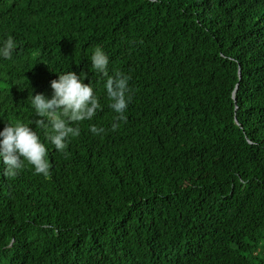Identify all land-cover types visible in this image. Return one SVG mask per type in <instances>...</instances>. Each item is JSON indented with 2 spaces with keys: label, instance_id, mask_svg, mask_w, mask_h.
<instances>
[{
  "label": "trees",
  "instance_id": "trees-1",
  "mask_svg": "<svg viewBox=\"0 0 264 264\" xmlns=\"http://www.w3.org/2000/svg\"><path fill=\"white\" fill-rule=\"evenodd\" d=\"M6 35L0 129L56 72L103 108L48 177L0 163V264H264V0H0ZM96 46L131 76L116 130Z\"/></svg>",
  "mask_w": 264,
  "mask_h": 264
},
{
  "label": "clouds",
  "instance_id": "clouds-1",
  "mask_svg": "<svg viewBox=\"0 0 264 264\" xmlns=\"http://www.w3.org/2000/svg\"><path fill=\"white\" fill-rule=\"evenodd\" d=\"M16 49L17 41L12 35L0 38V59H11ZM89 61L91 68L104 78L107 106L115 114L111 128L116 130L119 122L126 120L125 111L132 100L131 76L120 70L110 73L109 56L100 46L91 51ZM56 73L57 78L50 81V96L40 92L30 96L29 104L35 119L5 122L0 129V163L8 177H15L26 165H30L35 174L48 177L51 168L48 143L57 151L65 150L68 141L80 135V122L91 121L103 108L93 82H85V72ZM88 127L93 135L105 132L103 126L89 124ZM37 129L42 130L43 140Z\"/></svg>",
  "mask_w": 264,
  "mask_h": 264
},
{
  "label": "water",
  "instance_id": "water-1",
  "mask_svg": "<svg viewBox=\"0 0 264 264\" xmlns=\"http://www.w3.org/2000/svg\"><path fill=\"white\" fill-rule=\"evenodd\" d=\"M238 73H239V75H240V69L238 70Z\"/></svg>",
  "mask_w": 264,
  "mask_h": 264
},
{
  "label": "rangeland",
  "instance_id": "rangeland-1",
  "mask_svg": "<svg viewBox=\"0 0 264 264\" xmlns=\"http://www.w3.org/2000/svg\"><path fill=\"white\" fill-rule=\"evenodd\" d=\"M264 243V242H263Z\"/></svg>",
  "mask_w": 264,
  "mask_h": 264
}]
</instances>
